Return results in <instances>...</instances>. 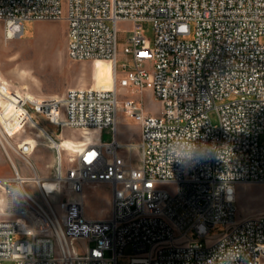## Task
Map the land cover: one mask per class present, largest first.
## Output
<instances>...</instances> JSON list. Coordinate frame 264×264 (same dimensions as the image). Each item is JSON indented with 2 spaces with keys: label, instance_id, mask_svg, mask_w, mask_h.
Masks as SVG:
<instances>
[{
  "label": "built area",
  "instance_id": "obj_1",
  "mask_svg": "<svg viewBox=\"0 0 264 264\" xmlns=\"http://www.w3.org/2000/svg\"><path fill=\"white\" fill-rule=\"evenodd\" d=\"M61 19L69 58L110 60L115 79L110 88L77 86L46 98L0 84L6 147L7 138L33 130L60 143L41 119L97 132L68 152V166L59 149L46 177L30 158L33 148L14 143L30 173L11 163L14 175L0 177V192L8 193L0 264H117L128 245L135 250L130 264H264V213L240 217L236 204L238 185L264 184V0H0L8 38L20 36L27 20ZM143 20L154 25L153 42ZM119 21L132 23L124 53L133 66L124 61L122 76ZM144 90L162 104L159 113L130 96ZM120 110L139 124L137 141L120 140ZM105 128L109 141L100 135ZM189 138L215 145L221 158L177 163L173 148ZM100 183L111 185V210L92 218L86 187ZM23 184L32 185L30 197L18 202L11 189ZM216 224L226 230L212 237Z\"/></svg>",
  "mask_w": 264,
  "mask_h": 264
},
{
  "label": "rangeland",
  "instance_id": "obj_2",
  "mask_svg": "<svg viewBox=\"0 0 264 264\" xmlns=\"http://www.w3.org/2000/svg\"><path fill=\"white\" fill-rule=\"evenodd\" d=\"M145 35L154 41V25L150 20L141 22ZM118 70L119 75L124 74V69L121 65L127 61V68L133 66V61L130 55L124 53L126 40L132 29V23L129 21L118 22ZM67 24L61 20H27L24 22L23 33L15 38H8L5 32L4 22L0 20V84H4L3 88H8L11 92L17 91L21 95L32 94L36 98H46L56 94H62L69 88L77 86H95L102 88H110L113 81V64L107 59L95 60H72L67 54V39H66ZM0 86V87H1ZM125 94H122V98ZM130 95V94H129ZM131 97L142 99L147 111L156 114L159 113L162 104L156 100L148 90H144V94H131ZM213 121L216 122V116L212 113ZM118 131L130 134L136 128V121L128 117L123 111H119ZM47 123V126L52 130L53 135L58 139L62 137L60 143L55 142L45 132L43 137L38 131L33 130L34 134L29 132H20L14 135L10 140L12 145L16 142L28 141L30 139L38 140V144L33 146V152L30 158L34 161L38 158L41 163L42 173L37 172L41 176H50L54 170V166H49V158L54 155L52 147L55 148L56 154L58 150L63 151V163L68 166L69 159L67 154L79 147V144L84 142L85 136L80 130L64 128L60 129L54 124ZM96 133L89 135L91 140L95 139ZM104 141L112 139L110 128H105L100 132ZM134 140H138L137 131L134 134ZM45 136V137H44ZM49 141H45V138ZM131 140V139H130ZM5 141V140H4ZM49 143L50 145L46 144ZM260 142L264 143V135H261ZM4 143V142H3ZM6 143V141H5ZM63 143V146L62 144ZM64 144L66 146H64ZM7 147H3L0 142V177H8L14 175V168L11 163L18 165L26 174L30 170L24 165L26 158L22 156L6 143ZM76 145V147H72ZM15 147V146H14ZM16 148V147H15ZM53 148V149H54ZM9 149V150H8ZM11 157V159L9 158ZM56 157V156H55ZM45 186L50 190L54 185L47 181ZM170 191H174L172 186ZM236 204L238 207V215L246 217L249 215L264 213V184L251 183L248 185L237 186ZM67 194H63L54 199L61 205L66 199ZM86 212L92 216L103 217L108 215L111 210V185L100 183L86 187ZM226 230L223 224H216L211 227L210 235L212 237L219 236ZM193 239H198L195 232H190ZM25 238L16 236L15 239ZM26 238H31L27 236ZM204 241V239H203ZM94 245V242H90ZM135 253L131 245L126 246L124 253L117 258V264H130L131 258ZM109 254V253H108ZM107 254V255H108Z\"/></svg>",
  "mask_w": 264,
  "mask_h": 264
},
{
  "label": "clouds",
  "instance_id": "obj_3",
  "mask_svg": "<svg viewBox=\"0 0 264 264\" xmlns=\"http://www.w3.org/2000/svg\"><path fill=\"white\" fill-rule=\"evenodd\" d=\"M174 158L181 165H192L204 161L221 158V150L215 145H200L190 138L179 143L173 148ZM30 184L17 185L11 189L14 199L18 202H25L30 197ZM7 191L0 192V216L7 213Z\"/></svg>",
  "mask_w": 264,
  "mask_h": 264
},
{
  "label": "crops",
  "instance_id": "obj_4",
  "mask_svg": "<svg viewBox=\"0 0 264 264\" xmlns=\"http://www.w3.org/2000/svg\"><path fill=\"white\" fill-rule=\"evenodd\" d=\"M150 93H151V91L150 90H148ZM143 94H144V92H143ZM31 98H36L34 95H32V94H28ZM151 95H152V93H151ZM16 96V95H15ZM153 96V95H152ZM134 98H138V97H134ZM139 99V98H138ZM17 113V115L20 117L21 116V114L22 113H20V111L18 110V108H15V106L13 105V104H10V106H9V113L10 114H12V113ZM120 121V120H119ZM137 123V122H136ZM135 126H136V128L132 131V133H130V134H124V133H122L123 135L121 136V134H119V138H120V140L121 141H124V142H127V141H130V139L131 140H134V137H136L134 134H135V131H137V134H138V139H139V136H140V126H139V124L137 123V124H135ZM7 140H8V142L10 143V140L7 138ZM24 142V141H23ZM25 142H27L29 145H30V147H33V146H35L36 144H38V140H36V139H30V140H28V141H25ZM22 143V142H21ZM62 144V146H63V143H61ZM12 145V144H11ZM64 146H66L65 144H64ZM12 147L13 148H15L13 145H12ZM29 147V148H30ZM72 147H76V145H72ZM52 148V147H51ZM16 149V148H15ZM52 151L54 152V155L56 156H51L50 158H49V162H50V164H49V166H52V165H55L56 166V163H57V154H56V150L55 149H53L52 148ZM67 156V158L69 159V163H71V161H70V156H69V154H67L66 155ZM26 159H27V156H24ZM38 158H40V157H37V159H35V161H36V166H37V169H38V172H41L42 173V168H41V163H40V160H38ZM16 166V165H15ZM54 166V167H55ZM40 173V174H41ZM52 173V172H51ZM43 174V173H42ZM87 213V212H86ZM87 215L89 216V217H92V218H97L96 216H92V215H90V214H88L87 213Z\"/></svg>",
  "mask_w": 264,
  "mask_h": 264
},
{
  "label": "bare ground",
  "instance_id": "obj_5",
  "mask_svg": "<svg viewBox=\"0 0 264 264\" xmlns=\"http://www.w3.org/2000/svg\"><path fill=\"white\" fill-rule=\"evenodd\" d=\"M98 59H103V58H98ZM112 64H113V68H114V70H113V81H112V85H113V82H114V79H115V67H114V63L113 62H112ZM98 88H102V87H98ZM91 133H92V131H88L87 133H83L84 136H85V138H86V139H84V142L83 143H86V142H88V141L91 140L90 137H89V135H91ZM3 144L4 143H2V145ZM3 147H5V146L3 145ZM9 158L11 159L10 156H9ZM13 165H14V163H13Z\"/></svg>",
  "mask_w": 264,
  "mask_h": 264
}]
</instances>
